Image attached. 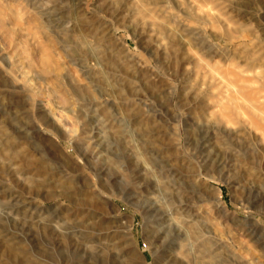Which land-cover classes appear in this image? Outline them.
Instances as JSON below:
<instances>
[{"label":"rangeland","instance_id":"374dc122","mask_svg":"<svg viewBox=\"0 0 264 264\" xmlns=\"http://www.w3.org/2000/svg\"><path fill=\"white\" fill-rule=\"evenodd\" d=\"M0 264H264V0H0Z\"/></svg>","mask_w":264,"mask_h":264},{"label":"bare ground","instance_id":"6f19581e","mask_svg":"<svg viewBox=\"0 0 264 264\" xmlns=\"http://www.w3.org/2000/svg\"><path fill=\"white\" fill-rule=\"evenodd\" d=\"M40 24H41V23H40ZM44 70H47V66L44 67ZM65 92H66V91H65ZM66 98H67V97L63 95L62 99L65 100ZM66 100H67V99H66ZM25 175H26V174H25ZM194 177H195V176H194ZM54 178H55V177H54ZM198 179H199V178H198ZM199 180H200V179H199ZM55 181H56V180H55ZM195 182H197V181H195ZM200 182H201V181H200ZM57 184H59V183H57ZM196 184H198V183H194V184H192V189H193V191H192L193 193H192V194H193V197H194V198H199V199H201V198H202V195L199 194V188H200V187H198ZM60 186H61V185H60ZM62 188H63V187H62ZM63 189H64V188H63ZM66 189H67V188H66ZM66 189H65V190H66ZM96 189H97V188H96ZM100 189H101V188H99V190H100ZM102 190H104V189H102ZM200 190H201V188H200ZM68 191H69V190H68ZM73 192H74V191H73ZM67 193H68V192H67ZM98 193H99V191H98ZM200 193H201V192H200ZM96 194H97V193H96ZM104 194H105V193H104ZM65 195H66V194H65ZM99 195L101 196V195H103V193H102V194H99ZM107 195H108V194H107ZM103 196H104V195H103ZM103 196H102V197H103ZM111 196L113 197V196H115V195H114V194H111ZM98 197H99V196H98ZM107 197H108V196H107ZM112 197H111V198H112ZM67 198H68V197H67ZM71 199H72V198H71ZM104 199H105V198H104ZM202 201H203V200H202ZM87 227H88V226H87ZM90 229H91V228H90ZM86 244H87V243H86ZM109 245H110V244H109ZM111 245H112V244H111ZM120 246H121V245H120ZM102 247H103V246H102ZM12 248H14V247L12 246ZM117 249H118V248H117ZM102 250H103V249H102ZM113 250H114V249H113ZM115 250H116V249H115ZM88 252H89V251H88ZM115 252H117V253H115ZM115 252L113 251V253H115L114 255L117 257V255H120L123 251L120 250V247H119V250H118V251L116 250ZM123 253H124V252H123ZM116 254H117V255H116ZM126 256H128V255H126ZM117 258H119V257H117ZM126 259H127V258H126ZM116 260H117V259H116ZM128 261H129V260H128ZM125 263H126V262H125Z\"/></svg>","mask_w":264,"mask_h":264}]
</instances>
